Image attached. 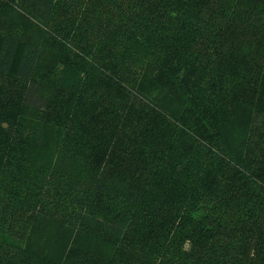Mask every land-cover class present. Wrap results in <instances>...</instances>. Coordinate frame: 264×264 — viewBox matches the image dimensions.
<instances>
[{
  "label": "trees",
  "instance_id": "1",
  "mask_svg": "<svg viewBox=\"0 0 264 264\" xmlns=\"http://www.w3.org/2000/svg\"><path fill=\"white\" fill-rule=\"evenodd\" d=\"M0 264H264V0H0Z\"/></svg>",
  "mask_w": 264,
  "mask_h": 264
}]
</instances>
